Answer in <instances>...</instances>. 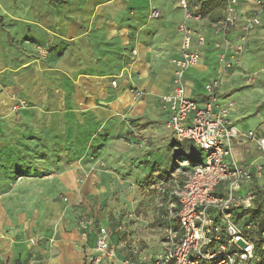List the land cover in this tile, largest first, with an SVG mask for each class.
Masks as SVG:
<instances>
[{"label":"crops","instance_id":"obj_1","mask_svg":"<svg viewBox=\"0 0 264 264\" xmlns=\"http://www.w3.org/2000/svg\"><path fill=\"white\" fill-rule=\"evenodd\" d=\"M190 1L195 3L199 0ZM238 7L241 16L259 15L261 24L251 32L238 63L230 70H225L219 59L211 54L212 50L206 49L208 38L204 32L214 30L224 16V9L220 19L208 25V18L204 16L187 21L195 30L205 34L207 43L201 48L200 64L186 75V92L189 98L202 104L206 95L205 84L209 82L204 81L220 79L218 107L226 111L229 121L237 128L257 130L264 135V109L258 107L255 97H250L253 87L246 83L247 76L255 74L257 81L254 87L260 98L263 97L264 74L259 73L264 71V10L257 0H240ZM153 10L159 11V17L152 16ZM184 21L185 11L178 0H68L65 13L55 16L48 29L51 35L68 40L69 49L62 57L53 58L57 67H64L75 75L77 83L70 85L72 87L67 92L57 90V95H49L45 91L36 94L35 87L27 88L28 98L38 105L37 111L65 115L66 122L62 124L57 125L50 117L49 122L42 125L49 131L43 133L47 139L44 141L60 147L88 145L93 134L91 145L100 146L97 155L104 164L127 162L130 159L128 146L121 138L134 129L136 119H146L153 114V97L171 91L165 59L174 51H181L182 36L178 26ZM3 23L4 18L0 16V25ZM239 35L237 26L229 32L234 43ZM6 39L9 45L13 43L8 32ZM132 49H137V56L132 54ZM224 51L232 53V48L227 49L223 42L220 52ZM129 63H132L131 71L127 67ZM154 68L156 76H153ZM133 85L145 90L144 97L134 99ZM157 104L159 116L168 120L170 110L160 101ZM52 130L54 132H50ZM231 143V159L250 164L254 171L261 166L264 169V161L255 142L234 139ZM111 145L124 147V150L112 149ZM197 157L203 158L199 150ZM125 169L116 173L111 171L109 175L101 173L94 177L97 181L91 177L80 190L72 175L57 178L62 190L59 192L68 193L71 198H66L65 202L53 201L50 195L43 196L42 201L32 207L33 213L23 216L22 238L16 241L10 238L5 245L10 250H0V264H95L87 261L96 254L97 231L81 230L79 221L84 217L93 218L97 226L123 225L128 232H118L112 238L118 258H105L100 264H123V259L133 256L129 237L136 240L139 248L134 258L144 264H153L156 258L139 245L142 236L137 233V226L142 223L136 221L137 218L131 216L133 214L121 217L122 210H130L134 206L130 186L141 177L137 178L134 172L125 176L129 168ZM261 177L255 178V184ZM57 179L51 180V184ZM111 181L117 184L112 185ZM251 186V183L245 185L246 188ZM166 211L168 213L167 202Z\"/></svg>","mask_w":264,"mask_h":264},{"label":"rangeland","instance_id":"obj_2","mask_svg":"<svg viewBox=\"0 0 264 264\" xmlns=\"http://www.w3.org/2000/svg\"><path fill=\"white\" fill-rule=\"evenodd\" d=\"M65 6H68V0H0V16L4 18L3 25H0V250H10L5 246L10 238L13 241L22 238L23 216L31 215L32 207L41 202L43 196L50 195L53 201L65 202L66 198H71L72 195L59 192L62 191L57 183L59 178L72 175L80 190L91 177L97 181L94 177L101 173L109 175L111 171L116 173L127 167L129 173L125 176L134 172L137 178L141 177L130 186L134 206L130 210H122L121 217L133 214L136 221L142 223L137 226V233L142 236L140 248L157 258L169 241V231L179 230L177 220L169 217L166 211L167 192L175 184L185 181L192 165L190 161L197 156L198 150L190 144H179L172 138L166 126L168 120L158 114V96L152 99L153 114L146 119H136L134 129L121 138L128 146L126 150L130 159L127 162L104 164L97 155L100 146L91 145L93 134L88 145L60 147L45 142L47 139L43 133L49 131L42 125L49 122L50 117L57 125L62 124L66 122L65 115L37 111V103L27 97V88L35 87L36 94L45 91L49 95H57L59 90L67 92L72 87L70 85L77 83L75 75L64 67H57L53 58L64 55L69 49L68 40L51 35L48 29L55 16L65 13ZM223 9L224 0L207 1L204 6V17L208 18L206 25L220 19ZM152 12H157L153 17H159L158 10ZM6 32L11 34L13 43L10 45ZM204 32L208 38L206 49H211V54L220 61L223 37L212 29ZM131 52L138 55L137 49ZM180 52L176 50L165 59V69L171 79L169 90L173 87L176 73L173 61L180 57ZM201 60L202 56L196 66ZM131 66L132 63L127 65L130 71ZM196 66L185 70V86L187 73ZM261 72L264 74L262 70L259 75ZM156 74L154 68L153 76ZM207 81L210 79L204 83ZM256 81L255 74L247 76L246 83L253 87L249 95L257 99L260 109H264V94L260 98L256 92ZM131 90L135 100L146 93L134 85ZM111 148L124 150V147L114 145ZM52 178H58L53 185ZM113 182L112 185L117 184ZM256 184L259 189L253 211H257L253 214L259 222L264 216V175ZM253 264H264V250Z\"/></svg>","mask_w":264,"mask_h":264},{"label":"built area","instance_id":"obj_3","mask_svg":"<svg viewBox=\"0 0 264 264\" xmlns=\"http://www.w3.org/2000/svg\"><path fill=\"white\" fill-rule=\"evenodd\" d=\"M239 1L226 0L224 16L214 27L223 37L225 47L232 48V53L220 54L225 70L238 63L251 32L261 24L257 14L241 16ZM178 4L185 11V21L178 26L182 36L181 54L173 61L176 67L173 87L159 101L170 110L167 127L173 138L197 148L203 158L192 167L183 183L168 192V214L177 220L179 230L169 231V241L153 264H253L264 250L261 242L264 232L259 236L260 223L252 215L257 194L254 180L263 175L264 169L261 166L254 171L250 164L231 159V141L255 142L264 161V135L257 130L242 131L229 121L226 111L217 104L220 79L205 84L202 104L188 97L184 73L197 65L207 38L187 22L203 17L199 12L201 5L190 0H178ZM257 4L264 10V0H257ZM156 15L157 12H152V16ZM236 26L240 35L234 43L229 32ZM250 183L252 186L246 188ZM79 227L83 231H97L96 254L87 263L100 264L105 258H118L112 238L118 232H127L123 225L97 226L93 218L84 217ZM129 239L133 256L122 263L144 264L134 258L139 252L138 244L132 237Z\"/></svg>","mask_w":264,"mask_h":264},{"label":"trees","instance_id":"obj_4","mask_svg":"<svg viewBox=\"0 0 264 264\" xmlns=\"http://www.w3.org/2000/svg\"><path fill=\"white\" fill-rule=\"evenodd\" d=\"M206 2H207V0L206 1H204V0H199V1H197V2H195V3H199L201 6H200V10H199V12H200V14L202 15V16H204V6H205V4H206ZM192 3V2H191ZM225 3H226V0H225ZM201 160H200V158L199 157H195L192 161H190L191 163H192V166H194V165H196V164H198L199 162H200ZM255 189L257 190V192H258V189H259V187H258V185L257 184H255ZM254 210V209H253ZM252 210V215H254L253 213H256V211H253ZM260 230H259V236H261L262 237V233L264 232V216H262L261 218H260ZM263 240H261V242H262ZM261 245V243H258V246H260Z\"/></svg>","mask_w":264,"mask_h":264},{"label":"bare ground","instance_id":"obj_5","mask_svg":"<svg viewBox=\"0 0 264 264\" xmlns=\"http://www.w3.org/2000/svg\"><path fill=\"white\" fill-rule=\"evenodd\" d=\"M28 97V96H27Z\"/></svg>","mask_w":264,"mask_h":264}]
</instances>
